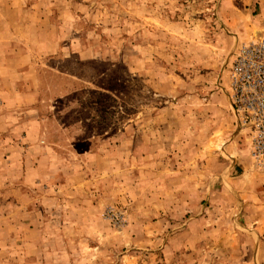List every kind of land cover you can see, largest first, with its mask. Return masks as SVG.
<instances>
[{"label":"rangeland","instance_id":"obj_1","mask_svg":"<svg viewBox=\"0 0 264 264\" xmlns=\"http://www.w3.org/2000/svg\"><path fill=\"white\" fill-rule=\"evenodd\" d=\"M261 34L264 0H0V264H264L226 91Z\"/></svg>","mask_w":264,"mask_h":264},{"label":"built area","instance_id":"obj_2","mask_svg":"<svg viewBox=\"0 0 264 264\" xmlns=\"http://www.w3.org/2000/svg\"><path fill=\"white\" fill-rule=\"evenodd\" d=\"M227 69L229 107L246 130L249 155L264 174V34L239 43Z\"/></svg>","mask_w":264,"mask_h":264},{"label":"crops","instance_id":"obj_3","mask_svg":"<svg viewBox=\"0 0 264 264\" xmlns=\"http://www.w3.org/2000/svg\"><path fill=\"white\" fill-rule=\"evenodd\" d=\"M28 48H29V47H28ZM30 48H31V49H34V47H33V48L30 47ZM34 50H35V49H34ZM20 51H21V50H20ZM16 59H18V57H16ZM7 80H8V79H7ZM7 82H8V81H7ZM9 85H10L11 88H14V87L16 86V82H15L14 80H12V81L9 83ZM0 86H1V84H0ZM9 92H10V91H9ZM12 96H14L13 93H11V94L8 93V97H9V98H13ZM8 97H5L6 99H3V98H2L3 100H6L5 102L2 101V104H3V103H10V102L8 101V99H9ZM16 97H17V99H20V97H18V95H17ZM16 97L14 96V98H16ZM7 98H8V99H7ZM21 99H22V100L25 99V96L23 95V98H21ZM13 102H14V100H12V103H13Z\"/></svg>","mask_w":264,"mask_h":264}]
</instances>
